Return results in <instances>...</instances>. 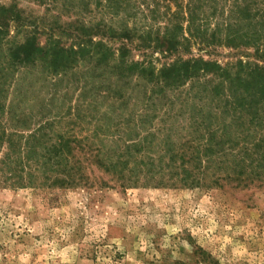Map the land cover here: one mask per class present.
<instances>
[{
    "label": "rangeland",
    "instance_id": "1",
    "mask_svg": "<svg viewBox=\"0 0 264 264\" xmlns=\"http://www.w3.org/2000/svg\"><path fill=\"white\" fill-rule=\"evenodd\" d=\"M98 2L0 0L21 11L20 24L0 29V264H264V118L254 126L255 108L234 109L197 82L167 89L160 103L159 90L118 73L117 53L105 68L97 55L79 57L58 75L42 61L11 62L31 35L41 46L77 44L67 26L77 16L119 27ZM145 18L138 28L149 25ZM105 42L126 44V62L155 69L190 58L264 66L248 48L161 54L136 49L137 41ZM58 136L100 146L109 170L93 162L95 151L81 150L83 179L64 177L81 185L54 184L61 175L46 149Z\"/></svg>",
    "mask_w": 264,
    "mask_h": 264
},
{
    "label": "trees",
    "instance_id": "2",
    "mask_svg": "<svg viewBox=\"0 0 264 264\" xmlns=\"http://www.w3.org/2000/svg\"><path fill=\"white\" fill-rule=\"evenodd\" d=\"M81 8L84 12L89 11L86 5ZM96 8L111 14L110 18H120L123 23L119 27L109 26L104 21L91 24L92 21L88 22L84 16H77L67 25L72 27L69 32L76 34L77 44L65 47L51 40L41 46L36 37L31 35L23 44L11 50V62L13 65L26 66L42 61L52 73L58 75L67 73L79 61V57L90 60L97 55L99 59H96V64L105 68L117 53L120 59L118 73L125 71L128 75H135L151 85L152 90H159L160 103H166L164 92L167 89L182 88L191 82L202 86V83L203 90L210 91L215 98L225 97L227 103L233 100L229 106L234 109L248 108L247 111H252L255 108L253 115L257 122L254 126L259 127L260 118H264V66L240 60L234 65L223 67L216 61L190 58L178 59L168 66L155 69L151 62H126L129 47L123 44L114 50L105 41L119 39L131 45L137 41L136 49H152L161 54H173L181 50L189 53L193 45L200 48H248L254 50L256 61L264 62V0H104V4L98 2ZM20 12L16 5H0V29L7 28L11 22L20 24ZM140 13L145 19H150V23L138 28L135 21ZM129 22H132L131 26ZM2 42L3 37L0 36ZM84 140L58 136L46 149L47 155L51 156L52 173L61 175V178H55L54 184L66 187L81 185L74 179L64 178L79 173L80 179H83V167L76 165L79 164L76 153L81 150L91 154L95 151L93 162L99 168H104L105 172L109 170L100 146L93 148L90 144L88 149H84ZM215 143L211 136L205 152L213 153ZM258 147H261V142ZM244 169L236 175L242 177Z\"/></svg>",
    "mask_w": 264,
    "mask_h": 264
}]
</instances>
